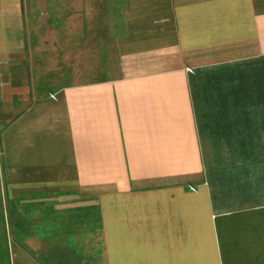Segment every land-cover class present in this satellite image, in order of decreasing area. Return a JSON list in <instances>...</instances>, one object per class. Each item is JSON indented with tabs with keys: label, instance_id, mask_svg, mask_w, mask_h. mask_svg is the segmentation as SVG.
Listing matches in <instances>:
<instances>
[{
	"label": "crops",
	"instance_id": "1",
	"mask_svg": "<svg viewBox=\"0 0 264 264\" xmlns=\"http://www.w3.org/2000/svg\"><path fill=\"white\" fill-rule=\"evenodd\" d=\"M209 151L264 155V0H0L11 264H264V178L222 191Z\"/></svg>",
	"mask_w": 264,
	"mask_h": 264
},
{
	"label": "rangeland",
	"instance_id": "2",
	"mask_svg": "<svg viewBox=\"0 0 264 264\" xmlns=\"http://www.w3.org/2000/svg\"><path fill=\"white\" fill-rule=\"evenodd\" d=\"M106 24L103 27V34L105 37V74L104 75H87L86 78H99L100 76H110L112 75L109 73L110 71L114 70L116 68V65L114 64V58L113 54L110 51V42H109V36L112 34V26L108 24V19H105ZM100 32V31H99ZM205 124V123H204ZM206 124H208L206 122ZM216 149V148H214ZM212 148V150H214ZM210 150V148H208ZM205 166H206V173L208 176L216 180L218 184V188L223 191L225 188L224 183L225 179L227 177H260L262 176L264 178V155L259 154H225V153H215V152H206L203 154ZM31 197V196H30ZM29 197V198H30ZM18 204L15 198L11 195L10 192H8L7 187H5L2 184V174L0 170V213L3 212V216L7 217L6 221L7 224V232H8V239H9V254H8V262L11 264L12 257H15L16 249L19 247H27L28 242L31 243L33 235L30 233L31 227L28 228L29 232L22 233V228H18V219L17 218V209ZM33 200H28L23 204L24 209H31L34 206ZM37 204V203H36ZM68 203L61 202L59 205L64 206ZM5 211V212H4ZM3 216H0V225L1 220L3 221ZM28 219V218H26ZM31 222V219H28ZM27 220V221H28ZM21 221V220H20ZM51 220L49 218H45L42 220V231H46L45 235L42 234L43 242L47 241V225L48 222ZM5 222V218H4ZM27 223V222H26ZM31 225V224H30ZM27 229V228H26ZM25 229V230H26ZM63 236V235H62ZM3 237V236H2ZM2 239V238H1ZM0 239V264H4L5 259L7 258V255L4 251V244H2V240ZM43 247V246H42ZM47 247V245H46ZM27 252V249H26ZM29 252H32L29 250ZM58 252V253H57ZM87 256V255H86ZM41 257L42 259H45L46 262L44 264H58L57 260L60 258L65 257V253L61 251H55V250H48V249H42L41 250ZM50 260V261H49ZM101 260V258H100ZM15 261L17 262V259L15 257ZM92 261V260H91ZM102 261V260H101ZM84 263L90 264V259H84Z\"/></svg>",
	"mask_w": 264,
	"mask_h": 264
},
{
	"label": "built area",
	"instance_id": "3",
	"mask_svg": "<svg viewBox=\"0 0 264 264\" xmlns=\"http://www.w3.org/2000/svg\"><path fill=\"white\" fill-rule=\"evenodd\" d=\"M189 71H192V69H188ZM191 189H194V187L192 186Z\"/></svg>",
	"mask_w": 264,
	"mask_h": 264
}]
</instances>
